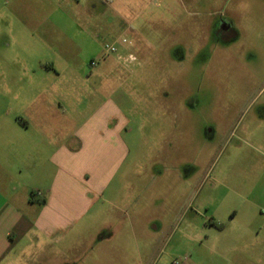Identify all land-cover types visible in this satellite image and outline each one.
I'll use <instances>...</instances> for the list:
<instances>
[{
    "label": "rangeland",
    "instance_id": "obj_1",
    "mask_svg": "<svg viewBox=\"0 0 264 264\" xmlns=\"http://www.w3.org/2000/svg\"><path fill=\"white\" fill-rule=\"evenodd\" d=\"M1 79L54 80L60 111L58 99L86 117L110 100L125 123L112 191L127 204L97 207L48 253L264 264V0H0Z\"/></svg>",
    "mask_w": 264,
    "mask_h": 264
},
{
    "label": "crops",
    "instance_id": "obj_2",
    "mask_svg": "<svg viewBox=\"0 0 264 264\" xmlns=\"http://www.w3.org/2000/svg\"><path fill=\"white\" fill-rule=\"evenodd\" d=\"M55 97L54 80H0V103L23 102L15 114L0 111V264H69L52 253L64 229L102 204H127V193L116 200L112 191L129 142L110 100L86 117L58 99L60 111Z\"/></svg>",
    "mask_w": 264,
    "mask_h": 264
},
{
    "label": "built area",
    "instance_id": "obj_3",
    "mask_svg": "<svg viewBox=\"0 0 264 264\" xmlns=\"http://www.w3.org/2000/svg\"><path fill=\"white\" fill-rule=\"evenodd\" d=\"M122 42H123V43L131 44V41L127 40V38H122ZM106 50H107L108 52H116V51H118V48H117V46H116V43L107 44V45H106ZM128 59H130V60H135V59H136V56H134L133 54H130ZM92 64H94V62H93ZM263 210H264V209H263ZM263 212H264V211H263Z\"/></svg>",
    "mask_w": 264,
    "mask_h": 264
},
{
    "label": "flooded vegetation",
    "instance_id": "obj_4",
    "mask_svg": "<svg viewBox=\"0 0 264 264\" xmlns=\"http://www.w3.org/2000/svg\"><path fill=\"white\" fill-rule=\"evenodd\" d=\"M226 21H221V28L218 30L220 37H227L229 34H227L229 32V29H223V26H225ZM219 36V35H218Z\"/></svg>",
    "mask_w": 264,
    "mask_h": 264
}]
</instances>
